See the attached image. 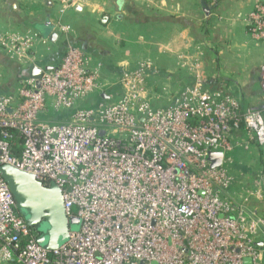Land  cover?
Returning a JSON list of instances; mask_svg holds the SVG:
<instances>
[{"label": "built area", "instance_id": "1", "mask_svg": "<svg viewBox=\"0 0 264 264\" xmlns=\"http://www.w3.org/2000/svg\"><path fill=\"white\" fill-rule=\"evenodd\" d=\"M78 1L59 0L66 9ZM250 27L264 40V5ZM90 64L70 47L43 69L40 89L29 78L0 98V167L55 184L81 221L64 245L44 249L0 173V264H263L264 218L229 195L228 154L242 131L264 149V112L199 83L156 108L143 96L149 66L108 84ZM260 84L264 92V64ZM95 94L97 105H81ZM50 107L70 119L47 122ZM212 154L223 155L220 167Z\"/></svg>", "mask_w": 264, "mask_h": 264}, {"label": "crops", "instance_id": "2", "mask_svg": "<svg viewBox=\"0 0 264 264\" xmlns=\"http://www.w3.org/2000/svg\"><path fill=\"white\" fill-rule=\"evenodd\" d=\"M261 5L264 0H79L66 9L59 0H0V39L17 44L10 51L0 43V98L16 95L33 67H56L76 47L102 80L115 83L149 66L148 81L157 75L180 92L199 83L264 112V40L250 27ZM109 92L120 96L118 88ZM71 113L62 112L59 122ZM233 143L229 195L264 218V149L244 131Z\"/></svg>", "mask_w": 264, "mask_h": 264}, {"label": "water", "instance_id": "3", "mask_svg": "<svg viewBox=\"0 0 264 264\" xmlns=\"http://www.w3.org/2000/svg\"><path fill=\"white\" fill-rule=\"evenodd\" d=\"M43 72L39 67L32 68L30 77L35 80L37 89L41 87ZM210 160L215 167H220L223 163V155L212 154ZM0 173L9 185L21 215L30 227L37 230V242L41 247L52 251L62 246L55 242L42 246L40 242H43L42 236L45 231H49L53 239L64 234L68 236V240L71 233L78 232V229L73 231L72 228L74 226L80 228L81 221L78 218L68 217L63 193L58 186L52 184L50 187H45L34 176L10 166L0 167ZM246 264H250V261L247 260Z\"/></svg>", "mask_w": 264, "mask_h": 264}, {"label": "rangeland", "instance_id": "4", "mask_svg": "<svg viewBox=\"0 0 264 264\" xmlns=\"http://www.w3.org/2000/svg\"><path fill=\"white\" fill-rule=\"evenodd\" d=\"M104 82L108 84L112 83L111 81H107V80H104ZM179 89L180 87L178 86L174 87L172 81H168L167 79L165 81H163L162 79L161 81L160 77H158L157 75H152L149 81L147 82L144 92L145 96L144 95L143 96L146 97L151 102L153 107L160 108L170 105L174 95H177L180 92ZM99 101L100 99L98 98V95L95 94L90 96L88 100L82 103L81 105L84 106L93 105V104L97 105V102ZM58 116H60V114H57V112H55V110L52 107H50L49 113L46 116L45 120H47V122H59ZM228 155L231 156V158L234 157V153H229ZM72 230L79 231L80 228H78V226H74ZM42 238H43L42 239L43 242L42 243L40 242L42 246L48 245L49 243L52 242L58 243L61 246V244L62 245L65 244L68 240V236L64 234L53 239L49 231H45ZM263 264H264V253H263Z\"/></svg>", "mask_w": 264, "mask_h": 264}, {"label": "trees", "instance_id": "5", "mask_svg": "<svg viewBox=\"0 0 264 264\" xmlns=\"http://www.w3.org/2000/svg\"><path fill=\"white\" fill-rule=\"evenodd\" d=\"M102 101H107V99H105V98H102ZM213 165H214V163H213Z\"/></svg>", "mask_w": 264, "mask_h": 264}]
</instances>
